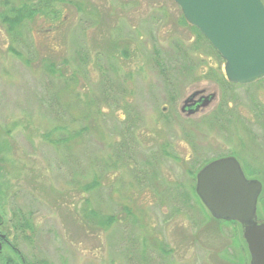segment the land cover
<instances>
[{"label":"rangeland","instance_id":"obj_1","mask_svg":"<svg viewBox=\"0 0 264 264\" xmlns=\"http://www.w3.org/2000/svg\"><path fill=\"white\" fill-rule=\"evenodd\" d=\"M42 1L0 0V233L26 264H247L240 227L209 215L188 171L232 154L264 218V79L216 80L224 62L173 0ZM22 6L37 11L11 31ZM202 89L215 100L186 117ZM16 212L30 229L9 226Z\"/></svg>","mask_w":264,"mask_h":264},{"label":"water","instance_id":"obj_2","mask_svg":"<svg viewBox=\"0 0 264 264\" xmlns=\"http://www.w3.org/2000/svg\"><path fill=\"white\" fill-rule=\"evenodd\" d=\"M173 1L185 21L221 57L228 82L250 85L264 79V4L261 0ZM204 91H194L182 101L180 111L186 117L215 100V93L204 95ZM192 103L198 105L190 108ZM261 189V182L247 178L239 161L231 155L209 161L195 175V193L209 215L239 225L249 264H264V218L257 217Z\"/></svg>","mask_w":264,"mask_h":264},{"label":"trees","instance_id":"obj_3","mask_svg":"<svg viewBox=\"0 0 264 264\" xmlns=\"http://www.w3.org/2000/svg\"><path fill=\"white\" fill-rule=\"evenodd\" d=\"M55 1H57V0H43L39 5L40 6H44V7H46V6H48V5H51V3L52 2H55ZM37 11V9L35 8V7H33V6H22V7H13L12 8V15L11 16H9L8 18H6V17H4V19H5V21H7V23H8V28H9V30H14V29H16L17 28V26L24 20V19H26V18H31L33 15H34V13ZM56 12V11H55ZM56 14H57V17H59V13H57L56 12ZM181 23L184 25V26H187L188 27V29L190 30V31H192L194 34H195V41H194V47L196 48L197 46H199V45H203L204 47H206V48H208L210 51H211V54H213L214 55V57L216 58V60L218 61V65H219V62L221 63V61H222V59H221V57L218 55V53L211 47V45L208 43V41L203 37V35L195 28V27H193L192 25H190V24H188L186 21H185V19L183 18V16H182V14H181ZM126 53V50H124V53L123 54H125ZM199 63H201V62H199ZM193 64H194V62H189V68H187V67H185L186 69H192V67L191 66H193ZM49 68L52 70V68H51V66H49ZM184 68V69H185ZM217 70L214 72H212L211 71V74L213 75V77L216 79V80H218V81H220V82H222V83H224L225 85H227V87H229V88H233V86L234 87H236V86H238V87H242V85H237V84H232V83H230V82H228L227 80H225V78H224V75L222 74V72H221V68L220 67H218L217 66V68H216ZM161 71H162V69H160ZM263 80V79H262ZM262 80H260V81H262ZM223 110H222V106H220L219 107V109H218V112H217V116H215V118H213V119H211L212 120V122L213 123H217V122H219L222 118H223ZM221 127V126H220ZM164 152H166V151H164ZM230 155H232V154H230ZM219 157V156H218ZM212 160V159H211ZM210 161V160H209ZM208 162V161H207ZM207 162H204L203 164H201V166H199V168H201L205 163H207ZM198 165V164H197ZM198 168V169H199ZM243 171H244V173H245V175H246V170L245 169H243ZM195 172H197V170L195 171ZM195 172L194 171H188V173H189V175H194L195 174ZM249 173V172H248ZM96 183H95V181H93V182H91V183H89V184H87V188L89 189V188H92L94 185H95ZM89 217V219L91 220V221H93V223H94V220L96 219V220H98V217H97V215H96V213L95 212H93V211H90L89 212V215H88ZM12 217H13V219H14V221H15V223L14 224H12V219H10V221H9V226H11V227H13L15 230H17V231H22V230H24V229H30V225H29V220H27L26 219V217H23L21 214H19V212H16V213H14L13 215H12ZM111 220V218H108V221H110ZM0 221H1V219H0ZM219 221H221V220H219ZM222 222H225V221H222ZM229 223H235V222H233V221H228ZM95 223H96V221H95ZM3 224V223H2ZM100 224H101V221H100ZM237 224V223H236ZM238 225V224H237ZM244 242V241H243ZM10 263H12V264H16V262H14L12 259H5L4 261H3V264H10Z\"/></svg>","mask_w":264,"mask_h":264},{"label":"flooded vegetation","instance_id":"obj_4","mask_svg":"<svg viewBox=\"0 0 264 264\" xmlns=\"http://www.w3.org/2000/svg\"><path fill=\"white\" fill-rule=\"evenodd\" d=\"M204 94V93H203ZM202 94L198 95L195 97V100L198 99ZM194 105H192L190 108H195L198 104L197 103H192ZM201 110V108L199 107L198 108V112ZM185 111H187V108L185 109ZM2 222H0V225ZM3 246H5V248H8L18 259H17V262L16 264H26L23 256H21V254L19 253V251L17 250L16 247H14L12 244H10L8 238H7V235L6 234H2L0 233V254H2V248ZM6 260L9 259V258H5ZM245 260V259H244ZM245 262L247 264H249V254L246 255V260ZM12 264V263H10Z\"/></svg>","mask_w":264,"mask_h":264}]
</instances>
